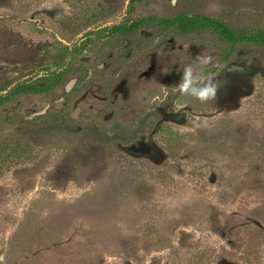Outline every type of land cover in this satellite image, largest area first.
I'll use <instances>...</instances> for the list:
<instances>
[{
  "label": "rangeland",
  "instance_id": "1",
  "mask_svg": "<svg viewBox=\"0 0 264 264\" xmlns=\"http://www.w3.org/2000/svg\"><path fill=\"white\" fill-rule=\"evenodd\" d=\"M183 12L264 31V0H0V92L66 71L0 99V264H264V46L107 35Z\"/></svg>",
  "mask_w": 264,
  "mask_h": 264
},
{
  "label": "trees",
  "instance_id": "2",
  "mask_svg": "<svg viewBox=\"0 0 264 264\" xmlns=\"http://www.w3.org/2000/svg\"><path fill=\"white\" fill-rule=\"evenodd\" d=\"M148 26L162 29H174L181 33H189L194 30H210L216 33L222 40L233 45L254 44L264 46V31L249 33L236 31L221 19L190 12H183L171 17L148 16L140 18L128 25L125 24L109 28V33H107V35L134 32ZM91 41L92 39H89L80 46H75L72 49V54L79 53ZM57 66L58 67L54 71H50L40 79V84L30 83L28 81L19 82L5 95L0 92V99L7 96L42 95L49 93L53 88L63 83L66 71L61 69L60 65Z\"/></svg>",
  "mask_w": 264,
  "mask_h": 264
},
{
  "label": "clouds",
  "instance_id": "3",
  "mask_svg": "<svg viewBox=\"0 0 264 264\" xmlns=\"http://www.w3.org/2000/svg\"><path fill=\"white\" fill-rule=\"evenodd\" d=\"M183 87H185V86H183ZM204 95H205V93H203V92L200 93L201 97H203Z\"/></svg>",
  "mask_w": 264,
  "mask_h": 264
},
{
  "label": "flooded vegetation",
  "instance_id": "4",
  "mask_svg": "<svg viewBox=\"0 0 264 264\" xmlns=\"http://www.w3.org/2000/svg\"><path fill=\"white\" fill-rule=\"evenodd\" d=\"M141 149H143V145H140V148H138V150H141Z\"/></svg>",
  "mask_w": 264,
  "mask_h": 264
}]
</instances>
